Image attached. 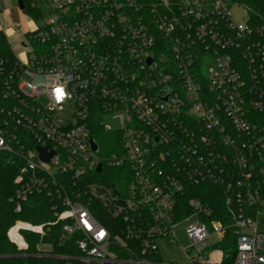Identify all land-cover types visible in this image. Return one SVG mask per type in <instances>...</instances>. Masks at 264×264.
I'll list each match as a JSON object with an SVG mask.
<instances>
[{
  "label": "built area",
  "instance_id": "2783aa9c",
  "mask_svg": "<svg viewBox=\"0 0 264 264\" xmlns=\"http://www.w3.org/2000/svg\"><path fill=\"white\" fill-rule=\"evenodd\" d=\"M29 10L26 51L0 58V154L19 162L16 211L46 193L54 219H17L19 253L29 232L37 255L65 264H174L160 246L182 232L187 264H228L225 247L233 264H264V0ZM205 185L222 210L195 195ZM57 225L80 256L53 253L44 237Z\"/></svg>",
  "mask_w": 264,
  "mask_h": 264
},
{
  "label": "trees",
  "instance_id": "16d2710c",
  "mask_svg": "<svg viewBox=\"0 0 264 264\" xmlns=\"http://www.w3.org/2000/svg\"><path fill=\"white\" fill-rule=\"evenodd\" d=\"M32 0H24L27 12ZM11 46L6 35L0 31V58L12 57ZM19 171V162L10 160L9 156L0 154V264H65L64 259L54 256L37 255L36 245L40 240L38 235L26 232L25 237L29 242L26 255H21L17 247L8 238V230L17 219L33 223H42L54 219L52 199L46 193L35 194L24 204L22 212H17L12 197L16 191L15 178ZM109 183V182H107ZM204 201L213 205V208L222 210V195L216 187L201 186L197 194ZM60 226L57 225L44 237L45 241L54 243V254L80 256L81 252L70 239L60 238ZM224 247V245H221ZM228 264H233L235 249L226 248Z\"/></svg>",
  "mask_w": 264,
  "mask_h": 264
},
{
  "label": "rangeland",
  "instance_id": "374dc122",
  "mask_svg": "<svg viewBox=\"0 0 264 264\" xmlns=\"http://www.w3.org/2000/svg\"><path fill=\"white\" fill-rule=\"evenodd\" d=\"M17 5L18 0H0V24L3 26L4 30L6 29V37L11 48L17 55H21L24 51H26V48L22 45V43L28 44L30 42L27 36V26L32 28L34 25L30 22L32 21L33 14L27 12L26 9L21 13L20 24L16 25L14 23V9ZM7 14H11V16H7ZM104 121L106 124L114 127L119 125L118 120L111 119L109 116H106ZM97 138L102 144L105 143V140H103L101 136H97ZM179 237L182 245L187 246L190 243L189 239L182 232H179ZM181 244H177V246H175L161 243L160 255L162 261L172 262L174 264H187V255L181 249Z\"/></svg>",
  "mask_w": 264,
  "mask_h": 264
},
{
  "label": "water",
  "instance_id": "95a60500",
  "mask_svg": "<svg viewBox=\"0 0 264 264\" xmlns=\"http://www.w3.org/2000/svg\"><path fill=\"white\" fill-rule=\"evenodd\" d=\"M18 3H19V5H20V7H21L22 9H24V7H25L24 0H18ZM94 149H96V145H94ZM44 151H45V150H43V152H44ZM41 156H42L44 159H48V158L45 156V153H42Z\"/></svg>",
  "mask_w": 264,
  "mask_h": 264
}]
</instances>
